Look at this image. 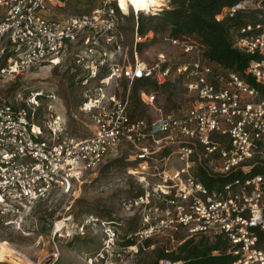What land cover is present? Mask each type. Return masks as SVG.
<instances>
[{
  "label": "built area",
  "instance_id": "built-area-1",
  "mask_svg": "<svg viewBox=\"0 0 264 264\" xmlns=\"http://www.w3.org/2000/svg\"><path fill=\"white\" fill-rule=\"evenodd\" d=\"M67 6L68 0H0V77L45 64H71L83 75L80 85L86 90L80 111L94 124L90 137L74 139L64 133L66 127L54 126L55 117L47 123L46 136L37 122L43 93L17 107L0 95V218H23L26 209L51 191H69L75 180L129 145L138 166L128 173L146 188L135 205H144L146 212L144 229L134 234V245L123 254L137 253L157 235L170 242L168 253L187 239L205 236L227 241L233 264H264V175H250L264 145V2L258 4L261 20L242 27L244 36L236 43L258 55L246 74L259 87L237 73L225 85L217 83L221 76H214L203 59L176 64L175 73L189 81L194 105L152 120L133 117L129 95L122 97L115 88L121 81L168 83L173 70L169 57L158 54L148 63L138 56V46L155 32L135 31L131 61L122 29L129 12L118 0H98L90 12L75 15L66 14ZM242 8H226L223 15L233 16ZM166 39L182 45L186 54L193 52L186 41ZM71 49L74 57L68 56ZM111 87L114 92H107ZM143 101L152 104L155 95L143 92ZM202 171L215 179L213 188L200 179ZM154 199L158 206L151 205ZM116 237L108 227L105 250L114 258L121 257L115 253ZM160 264L181 262L164 259Z\"/></svg>",
  "mask_w": 264,
  "mask_h": 264
},
{
  "label": "rangeland",
  "instance_id": "rangeland-1",
  "mask_svg": "<svg viewBox=\"0 0 264 264\" xmlns=\"http://www.w3.org/2000/svg\"><path fill=\"white\" fill-rule=\"evenodd\" d=\"M97 4L98 0H68L65 12L68 15L90 12ZM163 4L150 14L138 13L133 7L125 11L129 15L123 18L122 29L130 47L131 61L135 57V31L139 30V18L146 16L147 20L150 15L169 9V0H163ZM240 5L257 21L261 20V10L254 0H246ZM156 24L157 21L148 23V26ZM168 32H160L137 48L138 56L144 62L152 63L158 54L171 59L173 70L168 83L156 87L154 83L145 85L121 81L119 87L115 88L120 96L129 95L131 111L136 116L148 120L159 118L162 114L182 113L192 108L195 102L194 94L188 89L189 81L176 74L174 67L176 64L202 60L200 49L192 39L185 40L194 46L193 52L186 54L182 45H173L166 39ZM74 54L75 49L68 52L69 57H74ZM68 65V68L61 69L45 64L19 75L0 77V95L17 107L25 105V100L33 98L34 94L43 93L38 99L37 122L44 127L46 136L49 134L47 129H50L47 123L50 120L54 122L56 117L55 127H67L64 133L68 136L85 139L93 134L94 124L90 115L80 111L86 90L79 85L71 64ZM218 74L221 78H217L216 82L225 85L227 75L220 70ZM107 92L113 93L114 88L107 89ZM143 92L154 94V103H145ZM134 159L131 147L123 145L118 156L109 158L95 172H88L80 180H75L69 191L54 189L44 200L26 209L23 218H0V253L4 251L0 263L153 264L159 250L171 248L166 237L153 236L137 253L123 254L120 251L121 257L114 258L105 250L108 227L116 230L118 249L125 245L129 237H135V233L144 229L146 207L135 205V202L145 194L146 188L137 176L128 173L129 169L138 166ZM253 164L259 174L264 175V145ZM150 182V188H153V180L150 179ZM159 204L157 199L151 203L152 206ZM207 238L196 236L193 239L198 242ZM3 244L8 247L5 248Z\"/></svg>",
  "mask_w": 264,
  "mask_h": 264
},
{
  "label": "trees",
  "instance_id": "trees-1",
  "mask_svg": "<svg viewBox=\"0 0 264 264\" xmlns=\"http://www.w3.org/2000/svg\"><path fill=\"white\" fill-rule=\"evenodd\" d=\"M245 1L246 0H169V9L162 10L161 13L157 15H150L147 20L145 19L146 16H141L139 18V32L141 34H146L149 31H153L158 35L160 32L162 33L165 30H169V38L180 41L192 39L193 44L200 49L202 59L212 66L214 75L219 76L218 70L225 72L227 77H229L231 73H237L252 86L258 88L259 85L255 79L246 74V69L253 60L259 57L256 54H251L239 49L236 43L238 39L244 36L241 34L242 27L247 24L256 23L259 20L257 21L256 18L247 13L245 9L238 10L233 16L223 15V11L226 8L234 7ZM254 1L257 4L264 2V0ZM155 21H157L155 26H148V23ZM68 67L69 65L67 63L58 68L62 69ZM72 69L73 72L76 73V78L80 85L83 80V75L76 71L74 67H72ZM220 75L225 76L223 74ZM136 83H145L146 85L153 82L136 81ZM156 87L158 86L156 85ZM261 90L264 92L263 89ZM132 115L135 118H141L136 116L135 112H132ZM262 146L263 145H261V147ZM256 174H259V171L254 168L250 175ZM199 176L209 188L215 186V179L209 178L204 171H202ZM132 245H134V241L132 237H129L125 245L120 249L116 246V253H120V251L123 252L126 247ZM228 250V242L221 238H207L206 240L198 242L190 238L184 241L179 246L178 250L169 253L166 252L165 249L159 250L157 259L153 264H160V261L164 259L171 260L172 262H181V264H233L235 257L231 253H228ZM216 251H219L220 254L214 255Z\"/></svg>",
  "mask_w": 264,
  "mask_h": 264
},
{
  "label": "bare ground",
  "instance_id": "bare-ground-1",
  "mask_svg": "<svg viewBox=\"0 0 264 264\" xmlns=\"http://www.w3.org/2000/svg\"><path fill=\"white\" fill-rule=\"evenodd\" d=\"M120 3V7L127 11L130 7H133L138 13L145 12V13H153V9L159 6H163V0H118ZM1 245V244H0ZM5 248L8 246H5ZM4 248V249H5ZM4 258V251L2 250L0 253V261Z\"/></svg>",
  "mask_w": 264,
  "mask_h": 264
},
{
  "label": "crops",
  "instance_id": "crops-1",
  "mask_svg": "<svg viewBox=\"0 0 264 264\" xmlns=\"http://www.w3.org/2000/svg\"><path fill=\"white\" fill-rule=\"evenodd\" d=\"M204 61V60H203ZM204 63H207V61H204ZM208 64V63H207Z\"/></svg>",
  "mask_w": 264,
  "mask_h": 264
}]
</instances>
